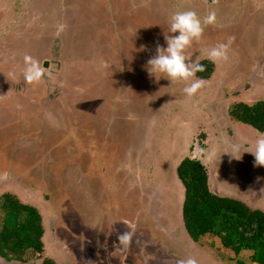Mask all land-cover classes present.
Segmentation results:
<instances>
[{"label":"rangeland","instance_id":"obj_1","mask_svg":"<svg viewBox=\"0 0 264 264\" xmlns=\"http://www.w3.org/2000/svg\"><path fill=\"white\" fill-rule=\"evenodd\" d=\"M187 10L216 13L186 49L189 62L232 41L192 97L183 89L196 76L147 71L172 35L169 17ZM58 43L54 77L44 62ZM31 61L46 75L43 93L26 79ZM258 100L264 0H0V194L40 209L44 255L59 264H237L218 240L186 234L177 166L200 158L214 192L264 210V166L244 152L264 133L227 115L232 102ZM235 145L239 159L227 152Z\"/></svg>","mask_w":264,"mask_h":264},{"label":"trees","instance_id":"obj_2","mask_svg":"<svg viewBox=\"0 0 264 264\" xmlns=\"http://www.w3.org/2000/svg\"><path fill=\"white\" fill-rule=\"evenodd\" d=\"M199 62L206 70L196 73V77L210 79L215 64L208 59ZM227 111L231 120L264 133V100L232 102ZM177 176L184 186L182 221L189 237L197 243L206 236L218 240L221 248L229 250V259L237 264H247L245 257L250 263L264 264V210L214 193L208 169L197 157L182 159ZM44 232L42 213L37 206L23 201L12 191L0 194V256L3 259L25 262L31 254L41 258V264H59L44 255Z\"/></svg>","mask_w":264,"mask_h":264},{"label":"clouds","instance_id":"obj_3","mask_svg":"<svg viewBox=\"0 0 264 264\" xmlns=\"http://www.w3.org/2000/svg\"><path fill=\"white\" fill-rule=\"evenodd\" d=\"M216 21L215 11L210 12L201 19L195 11H177L169 17V30L171 36H165L166 46L157 45L156 54L147 61V71L150 76L157 78V74H163V77L175 81H189L196 76V73L205 71V65L199 61L189 62L186 56V49L192 44L193 40H198L204 31V27L214 24ZM228 43H219L211 48L207 53V59L215 63L228 59V51L231 45ZM26 62L30 61L25 57ZM41 69L36 62L31 61L25 73L29 82L38 80L41 77ZM205 85L203 78L195 79L192 83L184 87L183 91L188 97L194 96L197 91ZM241 145H235L227 152L239 159L241 155L236 153ZM244 152L251 153L254 156V166H264V136L258 137L255 142L248 145ZM243 152V153H244ZM121 241L127 243L130 239L128 235L120 237ZM182 264H197L195 259L189 258Z\"/></svg>","mask_w":264,"mask_h":264},{"label":"flooded vegetation","instance_id":"obj_4","mask_svg":"<svg viewBox=\"0 0 264 264\" xmlns=\"http://www.w3.org/2000/svg\"><path fill=\"white\" fill-rule=\"evenodd\" d=\"M61 45H60V43H58L57 44V46H56V48H54L53 49V54L54 55H52L53 56V59L52 60H46L45 62H44V66L46 67V71H48V73L49 74H52V75H54V77L55 76H57V70H59L60 69V64H61V62L59 61L60 59H58V56H57V54H58V52L61 50ZM54 64H56V67H54L55 65ZM54 67L53 69H48V67ZM38 81V83H39V85L37 86V88L35 89L36 91H38V89H39V91L41 90V92L43 93L44 92V88H45V86H46V75L43 73V74H41V77L38 79V80H34V82H37ZM45 90H46V88H45ZM39 94V93H38ZM4 129V128H3ZM8 142V144H14V143H16L17 141L16 140H13L12 141V139H10V138H8L7 136H5V143H7ZM4 153H5V151H4ZM3 155V154H2ZM4 157L6 158L7 156H6V154H4ZM6 160V159H5ZM7 161V160H6ZM1 166V165H0ZM3 167V166H2ZM1 257V256H0ZM2 258V257H1ZM4 261H6L5 259H4ZM6 262H8V261H6Z\"/></svg>","mask_w":264,"mask_h":264},{"label":"crops","instance_id":"obj_5","mask_svg":"<svg viewBox=\"0 0 264 264\" xmlns=\"http://www.w3.org/2000/svg\"><path fill=\"white\" fill-rule=\"evenodd\" d=\"M45 88H46V90L48 89V86H47V81H46V86H45ZM228 113V112H227ZM228 115V114H227ZM228 118H229V116H228ZM230 121H231V119H229ZM233 121V120H232ZM190 157H193V156H190ZM200 159V158H199ZM201 160V159H200ZM202 161V160H201ZM203 162V161H202ZM204 163V162H203ZM248 174V173H247ZM209 176H210V174H209ZM244 179H245V177H244ZM248 179H250V177L249 176H247L246 177V179L245 180H248ZM212 190V189H211ZM6 191V190H5ZM213 191V190H212ZM214 192V191H213ZM214 193H216V192H214ZM216 194H218V193H216ZM18 195V194H17ZM19 196V195H18ZM28 203V202H27ZM31 204V203H30ZM34 205V204H33ZM252 207V206H251ZM253 208H257V207H253ZM40 210V209H39ZM42 213V212H41ZM182 224H183V221H182ZM183 227H184V225H183ZM45 228V227H44ZM184 230H185V228H184ZM182 231V230H181ZM185 232H186V230H185ZM46 233V228H45V232H44V234ZM168 233V232H167ZM186 234H187V232H186ZM188 235V234H187ZM44 237V236H43ZM167 237L168 238H170L171 240H173L171 237H170V235H169V233L167 234ZM188 237H189V235H188Z\"/></svg>","mask_w":264,"mask_h":264}]
</instances>
